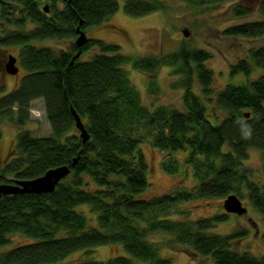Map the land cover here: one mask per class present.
<instances>
[{
    "label": "trees",
    "instance_id": "16d2710c",
    "mask_svg": "<svg viewBox=\"0 0 264 264\" xmlns=\"http://www.w3.org/2000/svg\"><path fill=\"white\" fill-rule=\"evenodd\" d=\"M60 1L51 0L46 11L41 0H0V21L5 25L0 47H19L26 70L19 85L0 97V117L21 126L29 120L31 102L43 99L51 125L48 136L29 130L17 134L12 157L0 164V183L32 179L61 165L71 169L52 192L2 195L0 247L10 244L16 233L28 241L1 251L0 264H141L135 260L173 264L160 256V247L151 238L156 233L170 235L172 242L188 246L195 257L212 264H264V256L235 248L247 232L211 231L228 218L227 211L195 220L168 213L196 199L236 194L242 200L246 192L250 206L264 218V180L245 164L249 150L258 149L264 172V45L248 48L231 64L230 75H244L245 81L228 83L217 92L215 74L206 65L212 54L205 49L183 44L168 55L135 58L133 67L150 76L154 94L159 92L156 77L161 67L170 66L181 77L175 86L184 90V109L164 105L151 109L124 67L130 58L117 44L88 39L80 56L89 47L98 48L88 59L75 57L79 51L75 41L60 50L34 44L73 40L78 27L102 26L119 9L118 0ZM189 1L192 7L199 6V0ZM227 1L237 0H209L205 10H217ZM164 10L160 0H124V11L132 16ZM251 12L242 4L232 6L236 17ZM258 12L260 19L227 27L223 34L235 39L264 37V0ZM212 103L221 117L208 113ZM72 107L90 136L85 142ZM144 143L172 155L163 165L170 173L180 163L172 153L184 152L197 186L140 197L149 185ZM84 204L97 213V226L77 210ZM101 245L120 250L123 246L129 255L120 252L106 261L95 259L93 249ZM76 253L78 258L71 261Z\"/></svg>",
    "mask_w": 264,
    "mask_h": 264
},
{
    "label": "rangeland",
    "instance_id": "374dc122",
    "mask_svg": "<svg viewBox=\"0 0 264 264\" xmlns=\"http://www.w3.org/2000/svg\"><path fill=\"white\" fill-rule=\"evenodd\" d=\"M119 1L118 11L112 15L104 25H94L83 28L88 39L99 38L106 42L117 44L121 48V53L130 58V62L125 64L132 83L140 91L143 103L155 109L164 105L183 110V92L180 86L175 83L181 78L172 73L170 66H163L157 73V83L159 92H151L148 79L150 76L138 71L132 65L135 58L144 56L168 55L177 51L181 45L187 44L190 47L202 48L209 51L212 57L206 61V65L213 70L215 74L214 92L222 90L228 83H241L245 81L244 75H230V67L237 59L245 55V51L253 46L264 45V37L261 38H229L223 34L227 27L238 25L244 21L260 19L258 6L261 0H237L235 2H224L213 11L205 10L209 6V0H199V6H191L189 0H160L165 5L164 11H157L143 16H132L124 11V0ZM203 1L202 5L200 3ZM59 4L61 1L58 0ZM242 4L252 10V12L243 17H236L232 14L233 4ZM51 0H41V7L48 9ZM199 9V10H197ZM108 23V24H107ZM4 23L0 21V36H2ZM31 27V26H30ZM183 30H187L189 35L185 36ZM77 36L73 40H44L37 41V46H50L57 50L66 49L71 41L76 42ZM8 55L19 57V47L5 46L0 47ZM97 47H89L80 56L82 59L90 58ZM20 64V63H18ZM20 72L16 75L3 73L0 75V97L16 88L26 74V70L20 64ZM258 71L253 73L256 78ZM1 74V72H0ZM197 85V84H196ZM196 92L201 90L195 88ZM14 111L17 107L13 108ZM29 120L23 125H17L7 117H0V164L8 161L13 153L16 144L17 134L22 130H29L36 136H48L51 134L50 121L46 115L43 99H35L30 104ZM208 113L221 117V112L214 103L209 104ZM212 117V116H211ZM143 151L146 155L149 171V185L139 196L142 198H152L165 193L177 192L178 190L194 189L197 186V180L193 175V170L186 164L185 153H172L179 160L177 171L170 173L163 167L164 162L169 160L172 155L169 152L152 147L149 143L143 144ZM245 164L253 167L257 171V177L264 180L262 169V155L260 150L255 148L249 150L248 159ZM242 202L247 206L248 211L243 215L228 213L225 221L219 222L212 232L219 234H228L239 228L244 232L243 237L235 242V248L239 251H249L255 256H264V242L262 235L264 233V218L255 209L250 206L247 193H243ZM225 199H196L172 207L168 213L172 218L195 220L200 217H212L220 213H226L223 207ZM77 210L81 211L91 226L98 225L97 213L91 210L90 205H79ZM91 220V222H90ZM188 220V221H189ZM152 240L159 245L160 256L169 258L173 264H212L211 261L195 257L191 249L186 245L174 243L170 240V235L166 233H156L151 236ZM28 239L19 233L11 236V243L0 247V252L10 249L16 245L27 242ZM122 250L116 246L101 245L94 248L93 257L98 260L106 261L109 258L120 253L129 255L122 247ZM72 260L78 258V254H73ZM141 264L146 262L135 260Z\"/></svg>",
    "mask_w": 264,
    "mask_h": 264
},
{
    "label": "water",
    "instance_id": "95a60500",
    "mask_svg": "<svg viewBox=\"0 0 264 264\" xmlns=\"http://www.w3.org/2000/svg\"><path fill=\"white\" fill-rule=\"evenodd\" d=\"M47 11L48 9L45 8ZM77 39L76 44L79 47L75 57H79L81 54V47L88 41L86 32L80 27L77 28ZM185 36L189 33L187 30H183ZM17 57L14 55H9V61L7 63V72L16 75L19 73V66L16 65ZM72 114L75 118V126L80 131V136L83 141L89 139L88 131L85 128L81 117L76 113V110L71 108ZM248 116V114H246ZM69 165H61L47 170L43 175L32 178V179H17L14 183H0V198L2 195L16 194V193H42V192H52L55 190L56 185L64 179L70 173ZM223 207L228 213H235L238 215H243L248 211L247 206H245L242 200L236 194L228 195L224 202Z\"/></svg>",
    "mask_w": 264,
    "mask_h": 264
},
{
    "label": "flooded vegetation",
    "instance_id": "af4514ba",
    "mask_svg": "<svg viewBox=\"0 0 264 264\" xmlns=\"http://www.w3.org/2000/svg\"><path fill=\"white\" fill-rule=\"evenodd\" d=\"M8 61H9V54L7 55L6 51L3 48H0V72H1L0 75H2L4 72L8 73L6 69ZM18 63H20L19 57H17L16 65L19 66V72H20L21 68H20V64Z\"/></svg>",
    "mask_w": 264,
    "mask_h": 264
}]
</instances>
